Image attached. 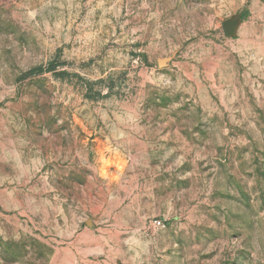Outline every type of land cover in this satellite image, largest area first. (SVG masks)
Wrapping results in <instances>:
<instances>
[{"label":"rangeland","instance_id":"rangeland-1","mask_svg":"<svg viewBox=\"0 0 264 264\" xmlns=\"http://www.w3.org/2000/svg\"><path fill=\"white\" fill-rule=\"evenodd\" d=\"M0 264H264V0H0Z\"/></svg>","mask_w":264,"mask_h":264},{"label":"trees","instance_id":"trees-1","mask_svg":"<svg viewBox=\"0 0 264 264\" xmlns=\"http://www.w3.org/2000/svg\"><path fill=\"white\" fill-rule=\"evenodd\" d=\"M42 70V69H41ZM48 70H51V69H48Z\"/></svg>","mask_w":264,"mask_h":264},{"label":"built area","instance_id":"built-area-1","mask_svg":"<svg viewBox=\"0 0 264 264\" xmlns=\"http://www.w3.org/2000/svg\"><path fill=\"white\" fill-rule=\"evenodd\" d=\"M157 224H160V223H157Z\"/></svg>","mask_w":264,"mask_h":264}]
</instances>
